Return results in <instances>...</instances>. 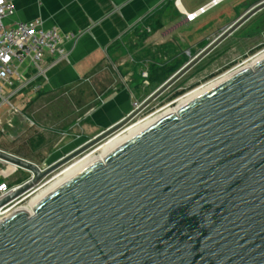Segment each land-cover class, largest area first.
<instances>
[{"label": "water", "instance_id": "1", "mask_svg": "<svg viewBox=\"0 0 264 264\" xmlns=\"http://www.w3.org/2000/svg\"><path fill=\"white\" fill-rule=\"evenodd\" d=\"M127 116L40 170L0 207L127 125L251 16ZM135 101V100H134ZM0 221V264H264V59L155 120Z\"/></svg>", "mask_w": 264, "mask_h": 264}, {"label": "crops", "instance_id": "2", "mask_svg": "<svg viewBox=\"0 0 264 264\" xmlns=\"http://www.w3.org/2000/svg\"><path fill=\"white\" fill-rule=\"evenodd\" d=\"M210 1L14 0L16 11L7 24L40 20L44 27L58 28L72 38L65 43L67 56L54 64L47 54V70L38 76L30 59L20 63L14 75L18 90L11 99L41 92L51 103L68 98L78 110L84 102H95L78 119L84 124V134L78 137H93L127 116L134 100L152 93L147 87L136 88L144 77L141 71L165 67L168 79L262 0H218L193 21L185 18V13ZM165 81L153 77L144 82L156 89ZM74 143L71 146L79 145Z\"/></svg>", "mask_w": 264, "mask_h": 264}, {"label": "rangeland", "instance_id": "3", "mask_svg": "<svg viewBox=\"0 0 264 264\" xmlns=\"http://www.w3.org/2000/svg\"><path fill=\"white\" fill-rule=\"evenodd\" d=\"M262 50H264V9L251 16L222 40L170 88L137 113L127 125L168 106L194 88L218 78L223 73L229 72V70L231 71L238 64ZM145 71L148 77L144 81L152 80L153 77L160 81L161 79L167 80L170 74L165 67L155 69L154 65ZM141 73L144 72L141 71ZM143 78L140 76L136 81L138 83L137 89L147 87L148 93L157 89H155V85L145 84ZM41 94V92L36 96H30L28 93L21 94L17 100L11 99L10 102L0 106V149L14 155L24 156L23 158L40 166H49L102 131L88 139L78 137L84 134V131H82L84 124L80 123L79 125L78 119L82 112L95 102H84V107L78 110L74 101H70L68 98L58 99L57 97V100L51 103L45 101ZM142 101L137 102L140 104ZM134 107L133 101L131 108ZM103 141L92 146L80 156L92 151ZM56 142L58 143L56 144ZM73 143L79 145L71 146ZM73 160L58 168L42 184L60 173ZM28 178L29 172L22 169L16 170L14 167L0 161V182H5L12 187L23 183ZM30 195H26L19 206L27 204Z\"/></svg>", "mask_w": 264, "mask_h": 264}, {"label": "built area", "instance_id": "4", "mask_svg": "<svg viewBox=\"0 0 264 264\" xmlns=\"http://www.w3.org/2000/svg\"><path fill=\"white\" fill-rule=\"evenodd\" d=\"M217 2L218 0H211L207 5L200 7L196 11L185 13V18L188 21H193L198 15L204 13L210 6ZM15 11L16 7L14 0H0V105L10 102L11 98L18 90L14 87V82L16 80L14 75L17 74V68L20 63L25 59H30L37 70L36 75L38 76L47 70V67L44 65L47 54L53 57L54 64L67 56L65 43L72 38L71 35L63 33L58 28L44 27L40 20L33 22L15 21L11 24H7V20L15 14ZM245 61L238 64L236 67L243 65ZM143 76L147 77L148 74L144 72ZM145 82L148 83V81ZM6 89H9V92H7ZM139 105L137 101H134L135 107L132 110L136 109ZM37 166L40 170L48 167L38 164ZM15 169H22L25 172H29V178L27 180L33 177V173L26 171V169L20 167H15ZM55 171L44 177L34 188L0 207V220L4 216L15 212L26 195H30V193L33 191L35 192L38 187L47 183L49 180L42 184L43 181ZM19 185L10 187L7 183L0 182V200L15 191Z\"/></svg>", "mask_w": 264, "mask_h": 264}, {"label": "bare ground", "instance_id": "5", "mask_svg": "<svg viewBox=\"0 0 264 264\" xmlns=\"http://www.w3.org/2000/svg\"><path fill=\"white\" fill-rule=\"evenodd\" d=\"M264 59V50L260 51L259 53L255 54L254 56L250 57L245 61V63L241 66L236 67L233 70H229V72H226L223 75H220L218 78L213 79L209 82H207L204 85H201L197 88H194L190 92L186 93L185 95L179 97L174 102L169 104L168 106L162 108L158 112H155L151 115L146 116L145 118L139 119L136 122H133L126 127L122 128L121 130L117 131L110 137H108L106 140H104L101 144L97 145L95 149H93L90 152L85 153L84 155L75 158L71 163L66 165L60 173L56 174L53 178H51L47 183H45L43 186L38 187L35 192H33L29 196V201L25 205L19 206L15 211L18 209L29 206L31 210L33 211V203L39 199L41 196L52 190L57 184H59L64 179L68 178L78 170H80L82 167L87 165L89 162L93 161L96 158H102V160L105 158L104 156L113 148L118 146L119 144L123 143L130 137L134 136L136 133H138L140 130L154 122L155 120L159 119L163 115L169 113L170 111L174 110L175 112L188 103L189 101L193 100L197 96L201 95L205 91L209 90L213 86L217 85L218 83L222 82L223 80L227 79L228 77L232 76L233 74L237 73L238 71L242 70L243 68L249 66L252 67L254 64H256L258 61H261ZM172 105H175L174 107H171ZM1 162H4L12 167H20L19 165H16L10 161H7L5 159L0 158ZM26 169V168H23ZM26 171H29L26 169ZM9 216V215H7ZM7 216H4L2 219L6 218ZM0 220V221H1Z\"/></svg>", "mask_w": 264, "mask_h": 264}, {"label": "trees", "instance_id": "6", "mask_svg": "<svg viewBox=\"0 0 264 264\" xmlns=\"http://www.w3.org/2000/svg\"><path fill=\"white\" fill-rule=\"evenodd\" d=\"M205 45H206V43H202V46H203V47H204ZM177 94H179V93H177ZM177 94H175V95H177ZM20 182H21V181H20ZM20 182H19V183H20Z\"/></svg>", "mask_w": 264, "mask_h": 264}, {"label": "flooded vegetation", "instance_id": "7", "mask_svg": "<svg viewBox=\"0 0 264 264\" xmlns=\"http://www.w3.org/2000/svg\"><path fill=\"white\" fill-rule=\"evenodd\" d=\"M264 9V8H263ZM263 9H261L260 11H262ZM260 11H258L257 13H259ZM257 13H255L254 15H256Z\"/></svg>", "mask_w": 264, "mask_h": 264}]
</instances>
